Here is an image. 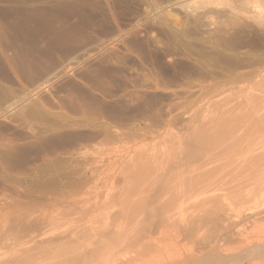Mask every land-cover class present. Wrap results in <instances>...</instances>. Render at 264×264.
I'll list each match as a JSON object with an SVG mask.
<instances>
[{"label": "rangeland", "instance_id": "obj_1", "mask_svg": "<svg viewBox=\"0 0 264 264\" xmlns=\"http://www.w3.org/2000/svg\"><path fill=\"white\" fill-rule=\"evenodd\" d=\"M247 97L264 119V0H0V258L149 264L120 245L147 165ZM230 249L215 264H264Z\"/></svg>", "mask_w": 264, "mask_h": 264}, {"label": "bare ground", "instance_id": "obj_2", "mask_svg": "<svg viewBox=\"0 0 264 264\" xmlns=\"http://www.w3.org/2000/svg\"><path fill=\"white\" fill-rule=\"evenodd\" d=\"M256 100L257 98L249 99L250 107L245 105L247 109L244 110L242 107L241 111L238 110L237 113L234 111L236 114L232 110L233 116L230 110L229 113L224 110L221 117L217 118L219 120L214 121L215 124L211 119L212 122L208 124H198L188 134L187 140H182L184 143L180 145L176 154H170L173 156L162 162H159L160 157L156 156L158 165L154 168L147 165L149 175L154 177L151 180L148 179L149 181L142 188L140 192L142 198L138 196L136 203L131 204L133 211H130L134 213L127 215L128 219L125 222L128 223L125 227L122 226L124 229L121 230L122 236L120 235L122 237L120 245L123 248L137 249L141 256L145 255L143 257L147 255L151 258L149 264H215L217 260L222 261L231 253L229 251L231 247L240 253L243 252L245 255L239 257L242 259L245 257L244 260L264 254V228L259 227L261 225L264 227L262 224L264 218H260L263 222L258 221L257 217L254 220L251 218L252 221L247 220V215L262 213L259 209L261 205L255 204L249 208L244 206L251 199L255 197L257 199L264 189V152L259 141L262 135L263 113L261 114L258 107L259 101ZM230 117L232 122L228 124L227 119ZM141 186H143L142 181L140 186L137 185L136 191H139ZM227 202L232 203L230 205ZM233 203L234 206H232ZM261 207L263 209V206ZM248 224L253 225L257 231L248 234L245 228ZM207 227L215 232L212 233L213 235L210 232L209 237L205 238L207 232L204 228ZM200 231L206 236H200ZM114 232L117 234V230ZM105 236L103 234L101 237L105 239ZM166 237L170 239L173 247L182 246L184 254L178 260L154 261L155 255L163 248ZM109 239H111L110 236ZM95 249L96 247L93 253L96 252L99 256V252ZM31 254L27 255L28 257L23 255L19 257L17 254L14 261H7L1 257L0 264H34L35 257ZM88 254L82 259H76L78 258L76 256L75 261L70 263L91 264L98 260L97 257L94 259L93 255L88 256ZM73 255L69 256L73 257ZM52 260L50 259L51 263ZM64 260L60 258L56 263L65 264ZM226 260L228 259H224ZM100 261L99 264L102 263ZM138 261L132 260L120 264H141ZM51 263L48 262V264Z\"/></svg>", "mask_w": 264, "mask_h": 264}]
</instances>
